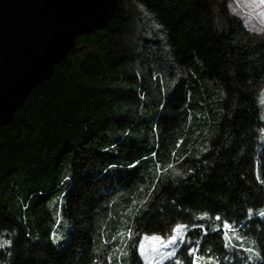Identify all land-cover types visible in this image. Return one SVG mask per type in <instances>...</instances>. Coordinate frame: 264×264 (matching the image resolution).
<instances>
[{
    "label": "trees",
    "instance_id": "1",
    "mask_svg": "<svg viewBox=\"0 0 264 264\" xmlns=\"http://www.w3.org/2000/svg\"><path fill=\"white\" fill-rule=\"evenodd\" d=\"M230 2L118 0L76 37L0 125V264H143L111 237L131 226L138 253L177 225L162 264H264V32Z\"/></svg>",
    "mask_w": 264,
    "mask_h": 264
},
{
    "label": "water",
    "instance_id": "2",
    "mask_svg": "<svg viewBox=\"0 0 264 264\" xmlns=\"http://www.w3.org/2000/svg\"><path fill=\"white\" fill-rule=\"evenodd\" d=\"M118 0H0V125L48 80L77 36L105 28Z\"/></svg>",
    "mask_w": 264,
    "mask_h": 264
},
{
    "label": "snow or ice",
    "instance_id": "3",
    "mask_svg": "<svg viewBox=\"0 0 264 264\" xmlns=\"http://www.w3.org/2000/svg\"><path fill=\"white\" fill-rule=\"evenodd\" d=\"M157 27H162V25H157ZM262 119H264V117H262ZM124 135H131V133L130 132L129 133H124ZM114 147H115V145H113V148ZM156 155H157L156 153H152V156H156ZM143 159L147 160V159H150V157L143 158ZM140 163H141V160H139V159L134 160L131 164L110 163V164H108V166L106 168L102 169V171L105 174H108V173L114 172L115 170H117L119 168H122V167L135 169V168H137L139 166ZM173 167H174L173 164H169L168 168L166 170L164 164H160V165L156 166L158 174L155 175V180L157 182H159L160 179H161V176L167 175V172L170 171ZM64 179L65 180H70L71 177L70 176H66ZM152 189H153V191H155V184L152 185ZM132 203L136 204L137 202L135 200H133ZM249 212L251 213V209L249 210ZM137 214H139V210H137ZM261 215L264 216V212H262ZM215 219L217 221H222L223 222V229H216L218 234H219L220 231L227 230V231H225L224 234L228 235L229 232L233 230L234 225L231 223L230 220L224 219L219 214L215 217ZM199 227L203 228L204 225L201 224V225H199ZM185 228H186L185 225H177V226H175L173 228H170L169 232H171L172 234L167 239L166 243L163 240H161V244H162L163 247L167 248V247L171 246V248H172V251L168 252V258L174 257L176 255L175 246L178 243L186 242L185 239L180 236L181 230L185 229ZM59 239H60V237H58V236L55 237V241H58ZM111 239H113V240L122 239L125 242V244H127L128 241H132V244L127 245V246L133 249V256L138 262H139L141 257L143 258L144 261H150V264H151V261L155 260V256H152L150 258L149 254L144 251V243H143V241H141L139 243V252L137 253L135 251V249H136L135 240L137 239V236H136V233L134 232V230H133V228L131 226L127 227L125 232H118L116 235L112 236ZM10 243H11V241L4 240L3 244H0V247H3L4 245H8ZM124 246L125 245H122V247H124ZM224 246L228 247L229 245L225 244ZM240 247H241V249H243V245H241ZM154 251H156L157 254H158V250H154ZM194 251H195V249H192V248L189 249L190 253L194 252ZM246 251L251 253V252H254V249L249 248V249H246ZM127 255H128L127 251L123 252V256L124 257H126ZM260 255H261L260 253H256V258H260ZM161 258L163 259L164 257L161 256ZM193 264H194V262H193Z\"/></svg>",
    "mask_w": 264,
    "mask_h": 264
},
{
    "label": "rangeland",
    "instance_id": "4",
    "mask_svg": "<svg viewBox=\"0 0 264 264\" xmlns=\"http://www.w3.org/2000/svg\"><path fill=\"white\" fill-rule=\"evenodd\" d=\"M228 7L231 13L242 20L246 29L259 34L264 32V0H231ZM56 216L57 221H60L59 210L56 211ZM183 235L184 229L180 232V236L183 237ZM169 237L162 238L154 235L142 237L144 251L149 254L150 258L155 256V260L151 261V264H162L169 259L168 252L172 251L171 246L165 248L161 244V240L166 243ZM177 247L178 245L175 246V252ZM154 250H158V254ZM161 256L164 258L162 259ZM142 262L143 264H150V261H144L143 258Z\"/></svg>",
    "mask_w": 264,
    "mask_h": 264
}]
</instances>
